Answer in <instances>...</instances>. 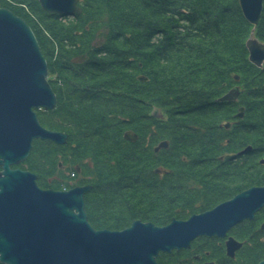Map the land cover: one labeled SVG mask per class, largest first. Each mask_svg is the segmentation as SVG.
I'll return each mask as SVG.
<instances>
[{
	"label": "trees",
	"instance_id": "obj_1",
	"mask_svg": "<svg viewBox=\"0 0 264 264\" xmlns=\"http://www.w3.org/2000/svg\"><path fill=\"white\" fill-rule=\"evenodd\" d=\"M22 1L27 2L32 10L47 19L46 21L56 22V18L60 16L44 11L38 0ZM0 5L8 6L30 25L41 52L48 61L50 53L43 48L41 31L32 22L30 15L21 8L10 5L7 0H0ZM80 5L82 12L76 14L78 19L75 23L79 22V25L86 23L85 25H90V28L106 25V41L110 42L99 48L82 42L77 45L78 48L92 53L90 54L92 57L99 58H87L80 64L81 69L63 58L61 63L66 72L79 76V80L96 73L106 75L108 89L106 88L103 93L80 91L81 99L78 106L71 108L69 112L64 114L58 105L55 109L38 110V118L42 124L57 129L59 126L56 124L57 119L52 117L63 116L67 125L61 128L68 133V142L72 141L75 130L79 133L77 137L79 156L89 154L91 148L101 151L96 152L93 158L97 174L94 186L102 187L101 192L106 193V196L121 197V193L127 190L145 194L149 189L151 191L149 202L154 201V204L150 203L149 206L152 209L151 207L156 206L154 189L165 186L168 193L174 194L175 184L172 183L174 179L187 183L190 175L183 171L187 166L178 154L165 157L164 160L172 166L168 167L167 173L162 177L158 178L159 175L153 171L154 168H150L151 162L147 164L149 167L143 165L136 175H122V169L129 164L128 162L134 160L137 163V154L149 156L146 160H150L154 155L149 148L150 145L146 146L148 148L142 145L145 139L143 131L146 127L145 122L150 123L153 118L147 112L142 113L140 107L149 104L148 102H155L173 107L176 109L175 112L182 116L188 111L196 115L213 110L224 111L228 103L205 99L208 96L200 86L202 83L209 87L212 91L211 96L220 95L227 84L226 80H230L229 75L233 68L239 75L241 73L240 76L245 83L242 95L244 99L249 100L248 103L246 101L243 103L248 111L243 120L245 124L241 128L249 131L245 133L246 135H256L254 147H258L257 142L264 141V63L258 67L247 58L244 40L252 24L242 15L238 0H106V2L80 0ZM254 34L264 43V0ZM61 39L65 40L62 37ZM75 47L74 45L73 48ZM59 50L62 51L61 48ZM97 52L99 53L96 54ZM234 61L235 65L227 68L228 64ZM140 69H145L148 73L147 81H138L131 73L132 70ZM86 100L92 103L85 106ZM215 105L216 107L209 108ZM156 122L157 132L153 135L156 137L158 134L166 135L172 143H177L176 146L182 148V151L188 145L200 143L195 140L190 143L191 140L187 138L188 130L186 131L188 124L182 121L163 122L158 119ZM127 124H132L137 129L139 133L137 141L122 139L121 129L115 128L116 125ZM193 137H196V133ZM87 138H93L95 142L90 143ZM68 148L71 149L69 146ZM173 149L175 150L174 147ZM257 151L255 149L254 156ZM103 155H106V161L98 162ZM110 156L113 160H109ZM256 175L255 183L264 181V176L258 173ZM195 176L201 177V174L197 173ZM187 186L177 188H182L181 192H186ZM160 190H156V193L159 194ZM177 191L179 192V189ZM175 195L171 197L174 198ZM139 198L141 202L146 200V196L140 195ZM106 200L110 201L108 197ZM126 200H130V196H125ZM137 200L138 197L134 199ZM119 212L127 223L133 217L129 215L127 209L121 208ZM121 226H124V223ZM121 226L114 224L110 227Z\"/></svg>",
	"mask_w": 264,
	"mask_h": 264
},
{
	"label": "water",
	"instance_id": "obj_2",
	"mask_svg": "<svg viewBox=\"0 0 264 264\" xmlns=\"http://www.w3.org/2000/svg\"><path fill=\"white\" fill-rule=\"evenodd\" d=\"M38 1L47 12L72 14L81 11L78 0ZM262 3L263 0H238L242 15L252 24L250 36L245 40L248 60L258 67L264 62V43L252 33L260 18ZM47 71L45 56L31 27L10 9L0 7V163L6 173L0 178V185L4 189L30 186L35 190L34 174H30L28 183L23 178L28 173L9 169V163L24 159L36 138L64 142L67 137L64 132L44 127L37 118L36 108H53L56 103L55 93L47 80ZM137 78L147 80L141 74ZM238 93L234 87L219 99L231 100ZM242 109L239 108L238 116H242ZM151 114L161 115L155 106ZM123 137L134 141L137 134L126 130ZM167 145L168 142L164 140L154 149ZM88 187L90 185L79 186L75 192H64L63 198L56 201L48 197L47 208L42 207L46 211V227L53 233L56 225L52 222L60 214L63 219L79 218V224L64 221L57 227L61 228L64 260H71L72 252H77L80 262V257L85 256L90 264H155L153 254L158 249L186 244L199 233H221L241 218L251 216L264 202V186L251 187L187 220H172L160 227L133 220L130 226L121 230L93 231L83 220L82 194ZM71 205L77 207L78 214L71 212ZM30 208L38 210L39 206ZM24 227L31 232L39 230L37 224L26 223ZM258 264H264V260Z\"/></svg>",
	"mask_w": 264,
	"mask_h": 264
},
{
	"label": "flooded vegetation",
	"instance_id": "obj_3",
	"mask_svg": "<svg viewBox=\"0 0 264 264\" xmlns=\"http://www.w3.org/2000/svg\"><path fill=\"white\" fill-rule=\"evenodd\" d=\"M53 80L54 79H49L48 82L55 92L54 85L56 84ZM61 84L64 85L63 83ZM72 85L77 88L76 84L72 83ZM232 101L233 100H230L227 103L231 104ZM74 106H78V103H75ZM214 107L216 106H211L209 108ZM44 110L47 109L44 107ZM237 110H239V107L231 114L232 119L234 118L238 121H240V119L244 120V114L239 118L236 114ZM242 111L244 112V108ZM236 120H232L231 122H238ZM231 124L230 122L226 125L219 124L216 125L215 128L222 127L229 130L230 127H227ZM241 124L244 125L245 123L242 122ZM56 131L63 132V129L59 127ZM231 131L236 133L235 129ZM241 132L245 134L249 131L241 128ZM188 133L190 134L188 140H192L191 138H193L195 132L189 130ZM200 137L203 143L201 147L208 151L211 149L212 145L213 151L218 153H220L219 149H221L223 152L220 153L216 159L220 160L227 157L229 166L232 168L230 172L225 173V176H216L213 180L210 178L211 182H206V184L202 182L201 177H194V179L198 181L201 180L203 185L197 186L196 188L193 187L194 185H188L186 187L187 191L185 193L189 194L190 200L186 201L184 205L185 207L192 208L191 211L196 209L195 206H201L203 208L212 203L211 201L214 203L217 202L215 205L213 204V207H215L222 202L232 199L238 193L251 188L239 189L236 187L237 183L233 182L234 180H232V178L235 177V181L237 182V168L239 165H254L251 160L254 158V151L256 149L254 144L247 143L243 149L233 150L231 153L227 154L224 153L227 143L223 145V142H218L217 139H215V141H208L204 138L205 136L203 137V133ZM67 138L68 136L66 140ZM36 139H40L41 144L44 146H54L56 148L55 157L58 158V156H60L64 158L66 162L59 159L56 163L57 166L55 170L51 171L48 167L49 165L52 166V160L48 158V153L45 152L42 154V163L39 164L41 167L38 168L34 166V168L30 166L29 152L24 159L9 163V169H18L28 173V175L23 176L28 183L30 182V174H34L36 187H34L35 190L30 186L4 189L0 185V264H90L91 262H89L85 256L80 257V262L77 252H72L71 260L63 259L62 233L61 228L57 227L64 221L70 224H79V218L63 219L60 214V216L56 217L52 222L56 225L55 233L49 231L46 227V211L42 209V207L47 208V198L50 197L52 200L56 201L63 198L64 192H75V190H78L79 186L89 184L91 186L82 194V208L85 213V218L83 220L93 231L106 230V228L110 230H121L128 227L125 226L126 220L125 218L122 219V216L120 219L115 218L113 210H109L106 214V204L103 201H96L95 198L100 197L103 188L93 185L95 169L91 156L88 162L89 169L83 168L85 167L83 163L86 161L88 154L79 156L76 143L72 144L73 148L70 149V154L68 155L66 154L68 151L66 140L65 142H56L51 139ZM227 141L230 143L231 138L226 139V142ZM206 158L209 157L203 155V158L194 160L206 161ZM53 160L56 159L53 158ZM251 172H253L252 175L256 174L253 169ZM5 174L3 165L0 163V178L4 177ZM228 174L231 175V180H228ZM30 205L34 207L39 206V209L31 210L30 207L32 206ZM178 206H182V204L179 203ZM174 207L175 205L170 203L169 206H164L162 211L156 212V210H154L155 212H153L154 208L152 207L149 211H146L149 207L144 211L140 209L139 212L135 213V219H139L142 222H150L157 226H163L170 223L172 220H187L192 214H196L193 213L196 211H192L190 213L191 215L189 214L185 218L183 216L182 218L184 219H181V216L176 214ZM213 207L211 206V208L204 210L207 211ZM70 210L74 214L79 213L77 207L73 205L70 206ZM119 211L120 210H116L115 212L121 215ZM36 214H38V216H36ZM133 220H131L130 224ZM26 223H31L33 225L37 224L39 230L31 232L24 227ZM123 223L124 226L122 227L121 224ZM114 224L120 225L121 227H110ZM236 229L239 231L237 232ZM242 229H246L245 231L247 232L244 238H240L234 232L235 230L238 234H241ZM86 236H88V234H86ZM153 258L155 264H258L260 261L264 260V202L252 212L251 216L241 218L224 229L223 232L211 234L199 233L193 235L186 244L174 245L169 249H158L157 252L153 254Z\"/></svg>",
	"mask_w": 264,
	"mask_h": 264
},
{
	"label": "rangeland",
	"instance_id": "obj_4",
	"mask_svg": "<svg viewBox=\"0 0 264 264\" xmlns=\"http://www.w3.org/2000/svg\"><path fill=\"white\" fill-rule=\"evenodd\" d=\"M7 1L10 3V5H15L30 15L32 22L35 23V26L38 28L39 31H41L43 48H45L47 50V52L50 53L49 54L50 59L47 61V59L45 58L46 63H47V70H48L47 71V80L54 79L53 81H55L56 85H54V90H55L54 93H56L55 94L56 103H55V106L53 108H46L47 110L55 109L59 105L60 106L59 109L62 110L65 114V113L69 112V110L71 108L75 107L74 106L75 103H78L80 101V99H81L79 97L80 91H83V92L90 91L93 93H95L96 91H101L100 93H103L104 91H106V88H107L106 87L107 86L106 85V82H107L106 75L96 73V74L91 75V76L86 75L84 77V79L79 80V76L76 77L75 75L66 72V69L63 68V66H64L63 63H61V58H63L65 60L70 61L74 66L76 65L77 68L81 69V67H79L80 64L84 60H86L87 58L92 57V55H90L92 53H88L86 50L78 48V46L82 42V43H86L87 45H89L93 48H95V47L99 48L102 46L105 47L106 43L110 42V41H108V42L106 41V34H107L106 25H104L102 27L100 26L97 28H90L89 27L90 25L89 26L85 25L86 23H83L82 25H79V22L75 23L77 21L76 19H78L76 14L77 13L79 14L82 11L72 13V14L53 12V13H57L58 15H60V16H58V18H56V20H57L56 21L57 24H56V22L46 21L47 19L43 18L40 14L34 12L31 8V6L25 1H22V0H7ZM103 2H106V0H103ZM38 3H39V1H38ZM77 4L81 7L80 0H78ZM39 6H40V3H39ZM0 7H6L8 9H10L8 6H5V5H0ZM83 16L86 17V14H84ZM104 19H106L105 15H104ZM50 24H53V26H51ZM50 28L52 30H49ZM251 28H250L247 36L245 37V40L250 36ZM254 30H255V27H254ZM254 30H253L252 34L254 37H256L254 34ZM61 37L64 38L65 40L61 39ZM245 40H244V44H245ZM74 45L76 46L75 48H73ZM60 48L62 51L59 50ZM245 48H246V46H245ZM246 50H247V48H246ZM98 53L99 52H97L96 54H98ZM59 55H61V56H59ZM93 57L95 59H99L96 56H93ZM247 58H248V53H247ZM105 60H106V58H105ZM234 63H235V61L232 64H228L227 68L233 67L235 65ZM162 64H164V63H162ZM162 64H160V65L163 66ZM261 66H259V67H261ZM50 70H52V71H50ZM131 73L133 75H135V77L138 81H147L148 80V76H147L148 73L146 72L145 69H143V70H141V69L140 70H132ZM139 74L145 75L147 77V80H139L137 78V75H139ZM240 75H241V73H240ZM240 75L237 72H235L234 68H233L230 75H229L230 80H226L227 84H225V86H224V91L220 95H217V96H211V92H212L211 89L209 87H205L201 83L202 86H200V89L205 90V93L208 96L205 99L209 98L210 100L212 99V100L217 101V102H228V101H230V100H226V99L220 100L219 98L224 93H226L228 90H230L231 88L235 87L237 89V91L239 92L238 95L235 98L231 99V100H233L232 103L227 104L225 106L224 111H221V112H219L218 110H213L212 112H209V113H206L203 115H198V114L196 115L193 112L188 111L187 113H185V115L182 116V115L177 114L175 112L176 109H174L173 107L162 106V105L156 104L155 102H148L149 104L143 105L140 107V111H142V113L147 112V114L152 116V118H153L152 121H149L150 123L145 122L146 127H145V129H143L145 139H144V141H142L143 142L142 145L144 147L150 145L149 148L152 150V153L154 155L151 157L150 160L148 159L149 160L148 161V160H146V158L149 156H145V155L142 156L141 153L137 154L136 155L137 163L134 160L131 163L128 162L129 164H126V167H124L122 169V171H123L122 175L123 174L127 175V176L136 175L137 172L141 171L140 168L143 167V165H147V164H149V162H151L149 165L150 168L152 167V168H154L153 171L159 172V173L156 172L159 175L158 178L162 177L164 174L167 173L166 171H168L167 170L168 167L171 168L170 166H172L170 163L168 164L164 160L165 157H167L168 155L176 156L175 154H178L182 158V160H184L185 166H187V167H186V169H183V171H185L187 174L190 175L188 177L190 179L187 181V183H184L183 181H180L179 179H174L172 181V183L175 184L173 186L174 187V189H173L174 194H176L174 198L171 197L172 195H174L173 192L168 193L166 191L165 186L154 189L155 192H153V193L155 194L154 199H155L156 206L153 209V212H155L154 210H156V212L162 211L164 209V206H169L170 203H172L175 205L174 210H175L176 214L181 216V219H184L192 211H196L193 213H196L195 215H197V214L203 213L206 209L211 208V206L213 207V204L215 205L217 203V202L214 203L213 201H211L212 203L206 205L205 207L202 208L201 206H195L196 209L191 211L192 208L185 207V205H184V203L186 201L190 200L189 194H187L185 192H181V189L184 188L186 185H194L193 187L196 188L197 186L203 185L202 182H204L205 184H206V182H211V179L212 180L215 179L216 176H225V173L230 172L231 168H232L231 166H229L227 157H224L226 160L223 158L220 160L216 159L218 157V155L223 152L221 149H219L220 153H218L216 151H213L212 145H211L210 150L207 149L208 151H206L203 147L197 146V145H201V146L203 145L201 137L197 136L198 134L202 135V133H203V137L205 136L204 138L208 141H210V140L215 141V139H217L218 142L219 141L223 142V145L227 143V146L224 149L225 150L224 153H227V154L231 153V151H233V150L243 149L247 143L254 144V139L256 138V135L248 136V135H245L244 133H242L241 127L244 125H242L241 123L244 121L242 119H240V121H238L234 118L232 119V115H231L235 112L237 107L244 108V112L242 113V116L244 114V117L246 116L247 111H248V108L246 107V105L243 104V103H245V101H246V103H248L249 100H247V98L244 99V95H242V94H244V91H245L244 90L245 89V83H244V81H242V78H241L242 75L241 76ZM203 81H205V80H203ZM60 82L63 83L64 85H62ZM72 83L76 84L77 88H75L74 85H72ZM91 103L92 102L90 100L84 101L85 106H88ZM154 106L159 109V112L161 114L160 116H154L151 114V111H152ZM40 109L42 111V110H44V107H40V108L35 109L36 114H37V118H38V110H40ZM250 112H251V110H250ZM238 113H239V110L236 111V114H238ZM52 116H54V115H52ZM242 116H239V118ZM55 117L57 119L56 124L59 125L58 128L59 127L63 128L67 125V122L65 119H63V116L59 115V119H58V116H54L52 118L55 119ZM50 119H51V117H50ZM158 119L163 120V122H168V121H170V122L171 121L172 122H177V121L181 122L182 121V122L188 124L186 131L188 130V132H189V130H193L196 133V137L191 138L192 140L190 141V143H192L194 140L197 142H200V143H196V144H194V146L188 145V147H186L182 151V148H178V145L176 146L177 143L175 144L173 142L175 144L173 146L171 139L168 138L166 135L158 134V136L156 137L155 134L153 135V133L157 132V124H158L157 122L158 121L156 122V120H158ZM38 120H39V118H38ZM142 120L143 119H141V123L140 122H138V123L142 124L143 123ZM232 120L233 121L236 120L238 122H231ZM229 122L232 123L230 126L227 127V128L230 127L229 130L222 128V127L217 128V129L215 128L216 125H219V124L226 125V124H229ZM42 125L46 128H49L51 130L56 131V128L48 127L44 124H42ZM91 128H94V127H91ZM115 128L117 130H119V128L121 129L120 130V137L122 139H125L126 141H131V140H128V139L123 137L124 131H126V130H132L133 132H135L137 134V138L139 137V133L136 131L137 129H135L134 125H132V124H127L124 126L116 125ZM232 129H235L236 133H233L234 131H231ZM139 131L141 132L142 130L140 129ZM63 132L66 133L67 136H69L68 133L64 129H63ZM78 134L79 133H77V130H75V133H73L71 142H68V138H67V140L65 139L69 147L73 148L72 144L76 143L77 148H78V138H77ZM187 136H188L187 138H189L190 134L187 133ZM137 138L134 141H137ZM228 138L229 139L231 138L230 143H228L229 141L226 142V139H228ZM258 138H260V137H258ZM87 139H89V138H87ZM164 140H166L168 142L167 147L166 148L165 147H159L157 150H155L154 147L156 145H158L159 142L164 141ZM89 141H90V143L95 142V140L93 138H90ZM87 142H88V140H87ZM257 145H258V147H256V149L258 150L257 154H255L254 158L251 160L254 163V165L252 166V164H251V166H248V165L246 166L243 164L242 167H238L237 168V171H238L237 182L235 181L236 180L235 177L232 178L230 174L227 175L228 180H231V178H232V180H234L233 182L237 183L236 187H238L239 189L247 188V187L264 186V181L261 183H255L254 178L257 175L256 174L252 175L253 172H251V170L253 169V171L255 173H258V174L264 176V141L257 142ZM169 146H171V148ZM173 147L175 148V150L173 149ZM50 148H52V149H50ZM146 148H148V147H146ZM45 152L48 153L47 154L48 158L52 160V162H51L52 166L49 165V167H48L49 169H51V171L55 170V168L57 166L56 163L58 162L59 159L63 160V162H66L64 160V158H62L60 156H58V158L55 157L56 148L54 146H52V145L51 146H49V145L44 146L41 144L40 139H35L32 141V146H31L30 155H29L30 166H32V167L36 166L38 168L41 167L39 164L42 163L41 162L42 154ZM88 152H89V154L87 156V159L83 163L86 166L83 168L89 169L88 162L90 161V156L93 160L94 154H96V152L99 153L101 151L96 150V148H91ZM104 152L105 151L103 150L102 153H104ZM66 154H68V155L70 154L69 148H68V151ZM83 155H85V154H83ZM203 155H206L209 158H206V161H204V160L195 161L194 160V159L198 160V159L203 158ZM221 157H222V155H221ZM53 158H55L56 160H53ZM111 158H113V157L110 156L109 160H113ZM175 159H176V157H175ZM102 160L106 161V155H103V158L98 160V162H101ZM130 160H131V158H130ZM173 160H174V157H173ZM115 161H116V159H115ZM147 161H148V163H147ZM94 165H95V163L93 162V167H95ZM149 166L147 165V167H149ZM93 167H92V169H93ZM233 169H234V167H233ZM197 173H198V175L201 174L202 182H201V180L198 181L197 179H194V177L197 176V175L195 176V174H197ZM94 174H95V176H94V181H95V179L97 178L96 170H95ZM154 181H156V180L154 179ZM87 185H89V184H87ZM93 185H94V183H93ZM177 186H181L182 188L181 189L177 188ZM158 189H161L159 194L156 193V190H158ZM177 189H179V192L177 191ZM127 191L122 192L121 197H120V195H115L113 198L111 195L106 196V193L101 192L102 196L100 195V197H96L95 199L98 201H103L106 204V214L109 210H111V211L113 210L114 216L117 219H120L121 215H118V213L115 211L116 210L118 211L121 208L127 209V212L129 213V215L131 217L132 216L133 217L130 219L129 223L126 222L127 225H125V226H130L131 220L136 218L135 213L139 212L140 209H143V211H144L145 209H147L150 206V203L153 205L154 201L149 202L150 198H151V196L149 195L151 193V191L149 189H147L145 191V194H143L144 192L142 194L139 192L136 193V192H133V190L131 192H127ZM140 195L146 196V200L144 202L143 201L141 202L139 200ZM125 196H130V200L125 201ZM106 197H108V199L110 201H107ZM137 197H138V200L134 201V199H136ZM179 203H181L182 206H178ZM149 209H150V207L146 211H149ZM183 216H184V218H182ZM122 219H123V217H122ZM155 226H157V225H155ZM163 226H165V225H163ZM106 229H109V228H106ZM245 230L246 229H242L241 234L237 233L239 231L238 229H236L237 232L235 230H234V232L240 238H244L246 233H247Z\"/></svg>",
	"mask_w": 264,
	"mask_h": 264
},
{
	"label": "bare ground",
	"instance_id": "obj_5",
	"mask_svg": "<svg viewBox=\"0 0 264 264\" xmlns=\"http://www.w3.org/2000/svg\"><path fill=\"white\" fill-rule=\"evenodd\" d=\"M97 201V200H96ZM135 220H139V219H135ZM140 221V220H139ZM140 222H142V221H140ZM145 223V222H144Z\"/></svg>",
	"mask_w": 264,
	"mask_h": 264
}]
</instances>
